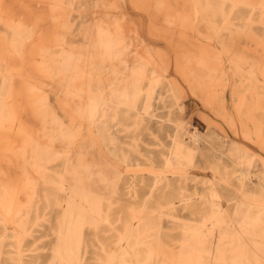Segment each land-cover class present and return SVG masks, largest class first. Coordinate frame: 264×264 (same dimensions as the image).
I'll return each instance as SVG.
<instances>
[{"label": "bare ground", "instance_id": "6f19581e", "mask_svg": "<svg viewBox=\"0 0 264 264\" xmlns=\"http://www.w3.org/2000/svg\"><path fill=\"white\" fill-rule=\"evenodd\" d=\"M189 93L264 149V0H0V264H264V157Z\"/></svg>", "mask_w": 264, "mask_h": 264}, {"label": "rangeland", "instance_id": "374dc122", "mask_svg": "<svg viewBox=\"0 0 264 264\" xmlns=\"http://www.w3.org/2000/svg\"><path fill=\"white\" fill-rule=\"evenodd\" d=\"M128 12L131 17L135 19L134 26L143 33L147 40L159 39L156 35L150 34L149 31V21L150 17L142 10L135 9L131 4L127 6ZM92 9H89L90 11ZM79 43H82L80 40ZM161 46H166L164 43L160 44ZM76 59H80V55L76 57ZM230 111L233 113L232 108ZM234 114V113H233ZM182 119L187 123L188 128L191 132H194L196 129H199L202 132L212 131L216 135H220V137L225 136L227 133L229 139H233L234 144L245 142L252 149L257 151L260 156L264 157V149L261 148L256 143L247 142L241 136L240 133L234 132L227 122L219 115H217L213 108L207 106L201 99L197 98L196 95L189 93L188 96L184 99V110L181 113ZM225 132H223V131ZM189 140V137L187 138ZM193 185V184H192Z\"/></svg>", "mask_w": 264, "mask_h": 264}]
</instances>
